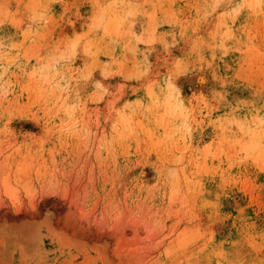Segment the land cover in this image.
<instances>
[{"label":"clouds","instance_id":"1","mask_svg":"<svg viewBox=\"0 0 264 264\" xmlns=\"http://www.w3.org/2000/svg\"><path fill=\"white\" fill-rule=\"evenodd\" d=\"M261 177L264 0H0V264H264Z\"/></svg>","mask_w":264,"mask_h":264},{"label":"rangeland","instance_id":"2","mask_svg":"<svg viewBox=\"0 0 264 264\" xmlns=\"http://www.w3.org/2000/svg\"><path fill=\"white\" fill-rule=\"evenodd\" d=\"M261 180L264 181V177H261ZM58 211H63V209H59ZM248 214L252 215V209H248Z\"/></svg>","mask_w":264,"mask_h":264}]
</instances>
